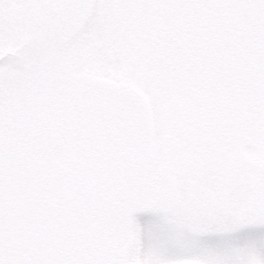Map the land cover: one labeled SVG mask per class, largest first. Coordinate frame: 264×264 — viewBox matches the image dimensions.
Wrapping results in <instances>:
<instances>
[{"label": "rangeland", "instance_id": "374dc122", "mask_svg": "<svg viewBox=\"0 0 264 264\" xmlns=\"http://www.w3.org/2000/svg\"><path fill=\"white\" fill-rule=\"evenodd\" d=\"M76 1L0 0V264H264V0Z\"/></svg>", "mask_w": 264, "mask_h": 264}, {"label": "trees", "instance_id": "16d2710c", "mask_svg": "<svg viewBox=\"0 0 264 264\" xmlns=\"http://www.w3.org/2000/svg\"><path fill=\"white\" fill-rule=\"evenodd\" d=\"M20 234H22V235H21V238H27V239L29 240V242H32V241L30 240L28 234H27V231H23V233H21V231H20Z\"/></svg>", "mask_w": 264, "mask_h": 264}]
</instances>
